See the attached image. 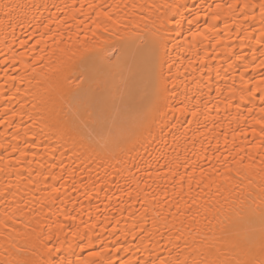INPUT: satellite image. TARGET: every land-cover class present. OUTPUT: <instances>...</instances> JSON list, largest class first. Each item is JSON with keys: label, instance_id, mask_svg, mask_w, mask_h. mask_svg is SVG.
I'll return each instance as SVG.
<instances>
[{"label": "bare ground", "instance_id": "6f19581e", "mask_svg": "<svg viewBox=\"0 0 264 264\" xmlns=\"http://www.w3.org/2000/svg\"><path fill=\"white\" fill-rule=\"evenodd\" d=\"M3 3L21 5L23 15L9 26L0 12V264L18 258L13 245L26 246L22 236L38 221L53 232L48 246H60L53 260L108 264L111 256L121 264L137 257L144 260V248L168 257L155 244V235L152 244L147 236L143 245L133 239L137 232L133 225L140 223V217L150 222L158 211L168 215L159 204L164 198L171 200L175 213L177 201L172 197L180 175L192 174L195 168L194 178L199 179L203 169L205 180L211 174L220 184L223 181L211 169L223 171L226 163L242 176L247 174L241 187L252 195L242 214L255 221L251 226H230L231 239L259 249L264 208L259 197L264 178V17L259 5L264 0H0ZM99 6L120 20L108 33L92 24ZM165 19L171 23L164 24ZM161 33L168 40L164 58L173 63L179 92L187 93L190 106L194 104L199 114L190 127L182 123L171 132L167 125L159 130L158 118L150 129L138 130L135 116L150 107L154 93L152 42ZM40 55L45 59L35 61ZM25 64L30 67L25 69ZM76 94L114 106L111 116L117 122L114 127L109 124L110 136L90 134L93 117L83 115L77 120ZM166 161L175 175L162 167ZM129 191L132 196L126 194ZM198 192L194 185L191 198L197 199V206ZM188 199L185 188L182 209ZM220 203L224 204L222 199ZM64 213L76 219L65 220ZM225 215H229L228 205L219 219L224 221ZM57 219L63 225L70 223L77 234L56 229ZM5 222L16 233L10 235ZM212 227H217L216 220ZM40 251L23 255L43 259Z\"/></svg>", "mask_w": 264, "mask_h": 264}, {"label": "snow or ice", "instance_id": "6c2138e0", "mask_svg": "<svg viewBox=\"0 0 264 264\" xmlns=\"http://www.w3.org/2000/svg\"><path fill=\"white\" fill-rule=\"evenodd\" d=\"M235 5H229V7H234ZM250 5L245 4L244 7L248 8ZM27 7V6H24ZM83 7V6H81ZM89 7H93L89 5ZM101 11L97 12V18L92 21V24L96 29L101 30L104 33H108L110 30L117 28L120 25L119 19H114L111 12H103L102 6H99ZM119 6H114L113 11ZM125 8L129 5L125 4ZM133 9L137 5H131ZM143 7V6H141ZM155 7V5H153ZM168 8L174 9L175 5H167ZM221 7L217 5V8ZM261 16L264 17V3L259 5ZM21 5L14 3H3L0 4V12H2L4 20L10 22L16 19L20 22V17L23 13L20 11ZM214 19H219V16L214 17ZM53 21H49V24ZM62 23V22H61ZM171 23V20L165 19L164 24ZM127 27V25H125ZM48 28V25H45ZM93 36L96 35L95 32L92 33ZM264 35V32H262ZM51 38V37H49ZM43 39V36L41 37ZM71 40V37H69ZM41 41H37L39 44ZM81 43H84L82 41ZM23 47V44L21 45ZM173 47H176L173 45ZM153 54H152V71L154 76V93L150 107L142 112H139L133 121L134 127L138 130L150 129L158 118L160 121L159 130L163 131L164 127L169 126V132L172 129H176L178 125L182 123H187L189 127L192 123L196 122V117L199 114V109L192 104L190 106V100L187 93H180L177 84V76L173 73V63H170L164 57L167 56L168 40L166 36L161 33L152 42ZM43 52V49H41ZM45 57L40 55L35 57V61H43ZM7 63V61H5ZM25 69L29 68L30 65L25 64ZM165 67L167 71H165ZM179 70H177L178 72ZM33 74L36 73V69L32 68ZM7 77V72H5ZM9 80L15 82L17 77L10 76L7 77ZM21 83L24 82V78L20 77ZM31 83V81H28ZM83 83V81H81ZM182 83V82H181ZM79 88V85H77ZM16 91H19L17 88ZM183 96V98H181ZM14 98V97H13ZM243 98V97H242ZM75 103L73 107L75 108L74 115L77 120L83 115H88L93 117L92 123L95 125L90 129V134H95L101 138L106 135L112 134V127L116 125V118L111 116V112L114 110V106L110 105L103 99H97L94 103L91 100L83 99L76 94L74 97ZM23 108L24 106L21 105ZM35 107V105H33ZM13 115H19V113H13ZM190 115L192 117L191 121H181L180 117ZM124 116L123 119H127ZM29 119H33L29 115ZM84 123V121H81ZM109 124L112 127H109ZM35 126V122L34 125ZM87 127V125L85 124ZM151 134V133H149ZM261 134H264V128H261ZM175 139V137H174ZM3 147V145H0ZM65 147V145H61ZM15 151V149H13ZM71 151L76 155L75 148ZM27 155V153H23ZM63 154V153H61ZM264 163V161H262ZM56 165H53L55 167ZM162 167H167L169 172L173 175L176 173L169 166L166 161ZM187 171V170H186ZM212 173H215L223 183L217 184L215 177L213 175H208L207 180L204 177V170L201 169V177L195 179V168H193L192 174L180 175L179 183L177 185L178 190L174 193L172 199H176L175 213H172V202L170 199L164 198L159 201V204L167 208L168 215H164L162 212H157L156 216L149 222L145 217H140V223L134 224V229L137 230L136 235H133V239H139L140 244L145 243L144 237L147 236L148 243H153V235L157 237L154 241L158 247L164 248L168 252V257H162L159 251H155L151 248H144L147 253V257L144 260H140L139 257L133 260H122L121 264H264V208L260 212V231H261V243L259 249L250 244L241 245L239 242H234L231 237L234 233L231 231V227H236L240 223H247L251 226L255 221L251 216H245L242 213L247 205L248 199L251 197V192H245L241 187V183L247 178V174L241 175L240 170L232 168L230 165L224 167L223 171L212 168ZM235 173L233 176L232 173ZM199 189L197 196L200 198L201 203L197 206V199L191 198L193 191V186ZM215 185V191H211ZM185 188H187V196L190 198L185 203L184 208L180 206V200L185 199ZM59 191V189H55ZM224 192L228 193V196L224 195ZM128 196H132V192L126 193ZM0 195H3L0 192ZM166 197V193L164 194ZM136 196L139 197V191L136 192ZM207 196V199L204 197ZM235 196L234 200L230 197ZM259 197L261 203L264 204V178H262V183L259 187ZM179 198V199H177ZM223 200L224 204L220 203ZM153 200H156L155 195H153ZM228 205L229 215H225L224 221L219 219L223 206ZM143 207V205H141ZM195 208V211H193ZM147 209H145V212ZM190 213V215H189ZM64 219L68 221H74L75 216L70 213H64ZM11 219V217H9ZM203 220V224L199 223V220ZM169 220L172 221L171 227H169ZM177 220L179 226H177ZM213 220H216L217 227L213 229ZM16 223H19L18 221ZM231 226V227H230ZM3 227L8 229V224L3 223ZM25 228L28 227L27 224L24 225ZM52 225L48 226L51 229ZM55 228L63 231L64 228H68V234L75 236L77 233L73 230L72 225L69 223L63 225L59 222V219L55 222ZM163 229V230H162ZM9 230V234L16 233V228L13 227ZM186 234V235H185ZM22 238L26 241V246L22 245L16 247L13 245L15 252L20 254L18 258L14 257L8 260L6 264H70L66 259H60L57 257L55 260L52 259L54 253L60 251L59 245H54L52 247L48 246V241L53 239V232L51 230H46L44 227L40 226V222H37V227L31 229L30 232L23 234ZM183 240V244L180 241ZM164 241V244L160 242ZM227 246V247H225ZM3 247V245H0ZM42 249V251H40ZM121 249L117 248L116 251L119 252ZM173 250H175V256H173ZM7 251V249H5ZM40 251V255L44 257L43 259L33 260L31 257L23 255L25 252H31L32 256H35L37 252ZM236 252L237 255L229 256L227 253ZM183 254V256H182ZM92 255H100V253H92ZM155 258H152V257ZM240 258H237V257ZM95 264V262H93ZM102 264V262H101ZM108 264H116V261L108 257Z\"/></svg>", "mask_w": 264, "mask_h": 264}]
</instances>
